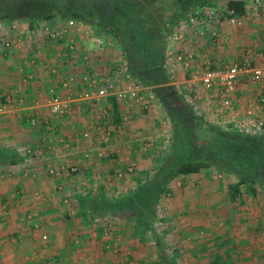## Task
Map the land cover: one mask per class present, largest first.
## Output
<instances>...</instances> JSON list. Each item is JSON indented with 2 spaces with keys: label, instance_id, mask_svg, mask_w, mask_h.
Listing matches in <instances>:
<instances>
[{
  "label": "crops",
  "instance_id": "1",
  "mask_svg": "<svg viewBox=\"0 0 264 264\" xmlns=\"http://www.w3.org/2000/svg\"><path fill=\"white\" fill-rule=\"evenodd\" d=\"M247 13V16H235L241 22V26L233 28V32H228L229 30L223 27V23L205 26V29H200L202 35H200L199 27H195L188 31V36L183 42L176 44V54L184 51L193 54V69L187 70L190 76L206 63L214 66L218 65L219 62L233 63L239 61L246 50L250 52L251 58L255 59L253 63L255 66L264 64V15L260 13V15H256L253 11H247ZM67 21L57 19L47 22L34 31L30 30L25 19L0 22L2 25L0 36L10 44L8 48L0 46V100H10L11 102L7 104L9 109L4 108L0 114V142H2L0 147L3 149L4 146L10 147L20 157L17 156L18 161L8 166L7 169L3 167L0 169H4V172L0 171V202L8 196L14 195V192L19 189L21 192L30 193L31 196L35 194V198L30 197L31 200L28 201L31 204L27 206L21 202L20 205H11L7 211H1L0 205V248L3 246L1 239L3 230H11V226L14 229L12 231L16 232L15 236L22 237L27 234L30 236V231L23 228L25 224L22 223L24 220L22 207L24 206L39 216L29 222L30 227L36 228H32L33 232L38 235L42 233L50 239L53 234L63 239L68 236L73 238L77 232L71 234L72 231L69 234V227L63 226L64 228H60V230L56 227L57 221H60L57 217L60 211H65V216L79 215L77 196L84 197L89 192L92 195H126L136 184L133 179L136 178L138 181L150 171V168L145 167L146 165L143 166L150 161H148L149 158L142 157L141 154V156L134 154L133 151L140 153L137 148H141L146 139H152L156 149L168 145L165 139L168 138L169 121L162 111L161 105L154 97L150 101L147 112L142 111L138 104L127 105L107 98L99 104L83 102L79 105V109L75 105L72 114L65 117L55 118L49 113L46 107V99L49 98L48 89L56 83L68 81L70 82L69 86L66 89L60 87L59 94L70 97L79 94L86 86L81 81L82 77L89 71L86 72V69L94 66L90 57L98 53L90 41L83 37L84 32L92 31L90 26H81L75 21L76 28L66 38L59 41L46 38L44 27L63 26ZM71 40L76 41L81 54L86 53L84 57L88 58L87 61H84V57H80L78 54L76 59H71L75 55L68 50ZM33 55L36 56V60L32 64ZM78 57L81 59L78 60ZM173 67L175 73L180 72L176 77V83L188 85L189 79H184L183 76L184 67L179 63H174ZM102 70L106 69L103 68ZM243 81H247L246 77L242 78L241 82ZM239 87L241 88L243 85L240 84ZM242 94L235 93L233 99H237ZM248 96H252V94H246V97ZM115 112L118 113L121 122L118 133L113 135L108 142L101 143V130H113L115 126L113 120ZM33 116L49 117L52 130L45 133L46 130L40 131L38 125L31 126L28 119ZM85 131L90 132L89 139L82 137ZM41 136H46L47 141L50 142L45 144ZM27 150L31 151L29 156L25 153L28 152ZM155 156L152 155L151 158ZM23 157L28 158L27 161L29 162L26 170L27 175L21 174V172H10L13 167H16L15 170L17 171L22 169ZM23 160L25 159L23 158ZM129 164L135 165L134 174L127 175L121 181H115L116 172L124 170ZM60 166H76L78 168V171L73 173V175H77V186L68 192L73 193L68 197L74 200L76 206L73 205L71 208L64 206L65 209L60 210L56 203L51 205L53 201L47 205L43 204L45 205L44 208L36 206L35 201L39 195L53 197L57 193L66 192L65 186H63L66 183V174L62 173L50 177L47 173L48 168ZM191 177L187 176L185 179L189 182ZM172 185L179 187V182ZM192 186L193 184L188 183L186 187L191 189ZM181 196L180 192L179 197ZM182 204H185L184 201ZM38 210H41L40 214H37ZM6 215L9 216L6 218ZM75 217L79 219L78 216ZM72 220L76 219L72 217ZM115 220L125 224L122 219L115 218L113 222ZM6 225H8L7 228H3ZM85 228L83 227L82 230ZM43 253H46L47 259L53 258V251L47 253L44 250ZM125 253L126 249L119 253L123 254V258L119 261L108 256L107 259L110 261L108 264H127L126 258L128 259L130 256L128 252V256ZM39 256L41 257V255ZM43 256L42 258H45ZM8 257L15 259L17 256L0 255V262H5L4 258L7 259Z\"/></svg>",
  "mask_w": 264,
  "mask_h": 264
},
{
  "label": "trees",
  "instance_id": "2",
  "mask_svg": "<svg viewBox=\"0 0 264 264\" xmlns=\"http://www.w3.org/2000/svg\"><path fill=\"white\" fill-rule=\"evenodd\" d=\"M185 1L0 0L1 23L25 19L30 30L34 31L57 19L73 20L81 26H90L95 35L111 40L122 52V57L117 56L116 59L115 55H110L117 53L114 50H100L90 57L94 66L87 68L86 72L89 70L88 74L100 75L105 68L110 78L119 77V74L129 76L136 84L147 89L166 112L172 128V142L167 145L168 153L163 163L155 171L151 172L150 169L147 172L144 177L147 181L133 185L124 196L92 195L90 192L84 197L77 196L80 210L78 216L83 219L97 217L100 221L99 228H94L97 231L96 237L100 240H109L104 238L102 227L115 218L122 219L126 226L131 227L133 236L138 234L143 238L148 232H152L155 223L161 221L159 217L162 214L159 215L157 209L161 201L170 194L177 196V188L172 187L171 190L170 185L176 181L181 188L188 186L189 182L185 179L187 176H204L209 171L236 176V182L228 185L225 194V199L232 205L242 201L243 193L254 197L257 190H260L264 194V138H251L229 128L215 126L213 120L197 114V102L189 104L185 100L193 97L194 92L187 89L186 85L173 84L176 76L173 77L170 68L177 52L169 38L179 30L181 23L197 14L194 8L187 9L183 6ZM191 1L198 2L196 7H202L209 0ZM248 1L224 0V11L230 16L243 17L247 12ZM4 40L0 36V41ZM80 54L81 51V57ZM80 57L77 59H81ZM185 71L187 73L184 79H189V72ZM112 100L115 101L114 98ZM114 114L115 126L111 130L113 135L118 133L121 123L118 113ZM3 153L0 147V156ZM231 211L232 214L235 212L234 207ZM78 227L75 226V232L81 234L83 230L79 231ZM249 227L244 222L238 225L235 221L230 223L227 232L223 230V238L221 235L215 238L214 243L219 244H212L216 251L212 253L215 257L214 264H238L243 259L251 262L249 264H264L260 249L251 245L255 240L254 236L250 234L241 237L239 234L244 228L251 231ZM73 238L70 241L72 244ZM84 238L83 236L82 239ZM155 245L158 248V258L149 264H172L161 252L157 239ZM172 251L178 254L179 250L173 248ZM130 258L131 256L128 260Z\"/></svg>",
  "mask_w": 264,
  "mask_h": 264
},
{
  "label": "rangeland",
  "instance_id": "3",
  "mask_svg": "<svg viewBox=\"0 0 264 264\" xmlns=\"http://www.w3.org/2000/svg\"><path fill=\"white\" fill-rule=\"evenodd\" d=\"M247 4V11H253L256 15H258L259 13H264L259 11L264 5V0H249ZM196 5H198V2H192L191 0H186L183 3V6L187 9L194 8L197 12L201 9L203 10V13L201 14L203 15L204 23L199 25L200 32V29H205V25L208 23H223V27L225 29H228V32H233V28H238L241 26V22L237 20V18H235V24L230 23V14L228 13L229 17H227L228 15L224 11V0H209L208 4L203 5L202 7H196ZM211 12H213V19L208 18ZM215 20L217 22H215ZM61 21L65 20L61 19ZM188 31L189 29H184L182 33L187 36ZM215 38H218V36H215ZM174 46L175 51L177 50V46L175 44ZM109 50L112 52H117L110 54L113 56L115 55L116 59L117 56L122 57V52L120 51V49L116 48L115 44H113V46ZM103 59H105V57ZM173 64H171L170 69H172L173 77H177L178 73L180 72L175 73L176 71L174 70V67H172ZM186 73L187 72L184 71V75ZM190 77L191 76H189L188 78L190 79ZM241 80L239 83L243 85V87L240 88L239 84L238 88L240 89H237V92L243 94L237 99L235 98L233 101V103L238 107L239 110H242L243 101L246 94H252V96L250 97H255L260 90V85L252 84L248 78H246L247 81L241 82ZM173 84L178 85L175 79H173ZM185 87L187 89H190L189 85H186ZM192 89L196 91V94L198 95V105H196L197 108H195L197 114L206 116L208 120H213L215 126H219L215 122L217 117L215 116L214 112V110L219 106V97L217 93L204 92L201 90L199 85H193ZM10 103V100L1 99V112L4 111V108L9 109V106L7 104ZM161 109L166 114L165 110L163 108ZM1 112L0 114H2ZM31 119H36V124L39 126L40 131L44 130L45 128L44 120H50L49 117L33 116L32 118L28 119L30 125H32ZM168 126V138H166L165 141L170 145L172 142V128L170 127V124ZM237 134L249 136L251 138H264V135L253 136L245 133ZM149 142L151 144L150 147H147V149L144 150L145 143ZM1 143L2 142H0V145H2ZM154 145L155 143L152 139H146L143 142L142 147L137 148L140 153L133 151L134 154H141L142 157L150 159V161L148 163L146 162L143 166L146 165L145 167L150 168L151 172L155 171V169L158 168L161 163H163L168 153L167 147L156 149ZM2 150L4 153L2 156H0V169L1 167L7 169L8 166H11V164H14V162L18 161V159L20 158L17 152L14 153L10 147L4 146V149L2 148ZM25 153L28 156L31 154L28 152ZM151 154L156 156L154 158H151ZM23 158L25 160H23ZM23 158L22 163L24 165H21L22 169L18 167L20 170L17 171L15 170L16 167H13V170H11L10 172H21V174L27 175L26 170L28 168L27 165H29V162L27 161L28 158ZM4 169L0 171L4 172ZM135 170L136 167L134 165V171L132 175L134 174ZM121 180L122 179L119 180L115 178V181ZM133 180L136 181V184H139L141 182L147 181V178H142L138 181L136 180V178H134ZM236 180L237 177L234 175H222L217 172L209 171L204 176H192L191 179H189V183L193 184L191 189H188L187 187L181 188L180 185L179 187H177V185L173 187L172 184H176V181H174L170 185L171 190L172 187L173 189L177 188V196L180 192L182 196L177 197L173 196V194H170L166 197V199L161 201L159 207L157 208L159 211V215L162 214L161 217H159L161 221H157L152 232H148L143 238L138 234L136 236H133V229L129 226H126L123 222L119 221L120 223H118V221L115 220V222H113L112 220L106 226L102 227L104 228V238L109 240H100L95 235L97 234V231H95V229L97 230V228H99L100 226L98 225L100 224V221L97 217L92 218L90 216V218L86 217L85 219H83L78 215H67V218H65V211H60L57 216L58 220L60 221H57L58 223H56V227L58 230H60V228H64L63 226H65L66 228L70 227L69 234L72 231L73 232L71 234H73L77 230L74 225L79 226V231H82V228L86 227L81 234H75L77 235V237H74L75 239L73 238L74 244L70 243L72 237L69 236L63 239L53 234V236H51V239L50 237H47L46 240H43L42 233L38 235L36 232H33L32 228H36L34 226L30 227L29 222L33 221L35 217L37 219L39 216L36 215V213L32 212L30 208L26 209V206L31 204V202L28 200H31L30 197L35 198V194L31 196L30 193L26 191L21 192L20 189L16 190L14 192V195L8 196L4 201L0 202L2 208L1 211H7L9 208H11V205H20L21 202H24L26 206L22 207V214L24 217L22 223L25 224L23 228H25L26 231H30L29 233L31 237L28 234L22 237H18L17 235L15 236L16 232L12 231L14 230L12 226L11 230L7 231L3 230V228H7L8 225L3 226L2 230L4 231V233L1 236V239L3 240V246L2 248H0V255H16L17 257L15 259H9V257L7 259L4 258L5 262H0V264H108V262H110L107 259L108 256L113 257V260L119 261L121 258H123V254L119 253H121L123 250L125 251V249V254L127 255L128 252V255L131 256L130 260L126 258L127 264H149L150 262H153L158 258V248L155 245V239H157L160 243V248L162 249L161 252L172 262V264H214L213 260L215 259V257L212 253H215L216 251L212 244H219V242L214 243L215 238H219V235H221V238H223V230L224 232H227L229 230L228 227H230V223L232 224L235 221L238 225H242V222H244V225L248 224L250 226L249 228L251 229V231L248 228H244L243 230L239 231V234L241 237H247L250 234L251 236H254L255 240L252 241L251 245H254L257 249H260V252L262 253L261 259H264V194L261 193L260 190H257V194L254 197H252L250 194L243 193L244 196L242 197V201L240 203L232 205L225 199V194L227 192L228 185L236 182ZM65 181L66 183L65 185L63 184V186H65L66 192L57 193L58 195L56 194V196L53 197L39 195L36 199L37 201H35V205L44 208L45 205L50 204L49 202L53 201L51 205L56 203L60 210H64V206H68L70 208L73 205L76 206L74 200L68 197L73 193L68 192L77 186V175L66 174ZM41 196L45 197L46 200L41 201ZM183 201L185 204H182ZM232 207H234L235 209V212L233 214L231 211ZM181 208L182 210H180ZM184 208L186 211L184 210ZM40 211L41 210H38L37 214H40ZM7 216L9 215H6L5 217L7 218ZM75 216H78L79 219ZM72 217H74V219L76 220H72ZM162 220L166 221L163 222ZM45 223L47 222L45 221ZM256 230H259V232L257 233ZM131 234L133 237L131 236ZM83 236L85 237L84 239H82ZM109 236L110 238H108ZM173 248H176L180 252L178 251V254H175L172 251ZM44 250L47 253L53 251V258L47 259V257H45L46 253H43ZM249 252H251V250ZM39 255H41V257ZM42 256L45 258H42ZM244 263L249 264L251 262L243 259V262L238 264Z\"/></svg>",
  "mask_w": 264,
  "mask_h": 264
},
{
  "label": "built area",
  "instance_id": "4",
  "mask_svg": "<svg viewBox=\"0 0 264 264\" xmlns=\"http://www.w3.org/2000/svg\"><path fill=\"white\" fill-rule=\"evenodd\" d=\"M260 12H264V5ZM203 10H199L196 15L187 18L183 23L180 24L179 30L173 32L169 40L173 44H178L183 42L185 36L182 32L184 29L193 30V28H198L199 25L204 23L203 20ZM205 13V12H204ZM232 14V12H231ZM261 14V13H260ZM264 15V13H262ZM213 12L208 16L209 19H213ZM230 23L235 24V16H230ZM215 22H217L215 20ZM212 24H206L209 26ZM76 28L75 22L73 20H68L66 24L56 25L52 28L44 27V35L46 38L59 41L63 38H66L72 30ZM73 32V31H72ZM84 38L88 39L90 43L95 47L96 51L111 49L113 42L107 38H102L97 36L91 30H87L83 33ZM215 35L214 32H212ZM202 35V32H200ZM9 42L4 40L0 41V46L3 48L9 47ZM68 50L70 53L75 54L71 55V59H76L77 54L79 55V49L76 41L71 40L68 45ZM82 53L80 55H85ZM31 63L33 64L36 60V56H32ZM88 58L84 57V61H87ZM255 59L251 58L250 52L246 50L241 60L233 63H221L210 65L206 63L202 69L195 72L191 75L188 85L189 90L194 92V96L187 98V103L196 104L198 101L196 91L192 89L193 85H199L201 90L204 92H216L219 97V106L214 110L216 119V124L221 127H230L232 131L242 134L249 135H264V64L255 66L253 63ZM173 63L181 64L185 70L193 69L194 58L193 54L189 52H179L172 58ZM264 63V62H263ZM110 78L106 70H102L100 75L97 73L86 74L82 77L81 81L85 83V88L76 96H61L59 94V88L66 89L70 82L63 81L62 83H56L48 89L49 98L46 99V107L49 113L55 118H61L72 114L74 106L79 109L81 103L90 102L93 104H99L102 100L107 98H114L117 102L131 105L138 104L141 107L142 111L147 112L150 107V101L153 99L151 93L148 94L147 89L136 84L129 76H121ZM246 77L252 84L260 85V90L255 97H246L243 101L242 110H239L238 107L233 103V96L237 92L239 82L241 78ZM0 108V112H1ZM36 119H31V126H36ZM44 129L45 133H48L52 130V124L50 120H44ZM84 139L90 138V132L85 131L82 134ZM113 137L112 131L110 129L101 130V143H106L109 139ZM42 141L47 144L50 142L47 141L46 136L42 137ZM63 141V140H62ZM64 142V141H63ZM150 142L145 143L144 150L147 147H150ZM28 153H31L30 150H27ZM78 171L76 166H60L58 168L50 167L47 169V173L50 177H54L64 174H73ZM134 165L129 164L125 167L124 170L118 171L115 174L116 179H124L127 175L133 173ZM38 197V196H37ZM41 201H45L46 198L41 196ZM66 202V200H65ZM30 218V216H29ZM43 240L47 239V236H42ZM50 264V263H45Z\"/></svg>",
  "mask_w": 264,
  "mask_h": 264
}]
</instances>
